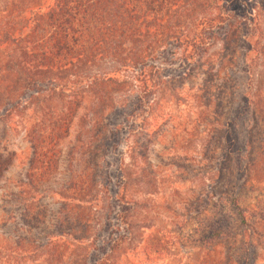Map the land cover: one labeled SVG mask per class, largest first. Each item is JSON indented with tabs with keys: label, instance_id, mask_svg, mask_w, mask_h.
Here are the masks:
<instances>
[{
	"label": "trees",
	"instance_id": "trees-1",
	"mask_svg": "<svg viewBox=\"0 0 264 264\" xmlns=\"http://www.w3.org/2000/svg\"><path fill=\"white\" fill-rule=\"evenodd\" d=\"M0 48L7 57L0 67V118L45 98L69 97L66 111L55 118L48 110L33 129L39 135L32 142V165L67 133L69 116L86 100L88 119L107 134H118L136 160L133 146L141 143L150 114L168 96L180 102V89L201 73L203 85L197 89L205 93L203 105L210 107L214 97L221 107L226 99L223 151L229 177L227 194L213 206L214 217L202 226L199 244L214 250L226 240L237 243L201 263L257 264L264 211L246 194L254 180L251 170L261 162L256 147L264 146L258 87L264 76V0H0ZM12 159L0 153V177ZM121 161L122 156L115 227L107 236L104 229L96 230L89 250L72 264H99L134 238L139 223L129 217L136 202L119 194L133 179ZM67 235L74 239L71 246L87 239ZM63 247L55 245L57 251Z\"/></svg>",
	"mask_w": 264,
	"mask_h": 264
},
{
	"label": "rangeland",
	"instance_id": "rangeland-1",
	"mask_svg": "<svg viewBox=\"0 0 264 264\" xmlns=\"http://www.w3.org/2000/svg\"><path fill=\"white\" fill-rule=\"evenodd\" d=\"M5 50L0 48V67L7 59ZM203 78L200 73L180 89V102L168 96V102L150 114L141 143L133 146L136 160L118 134H107L88 119V100L69 116L67 133L47 157H37L33 165L32 142L39 135L33 129L41 126L48 110L55 118L66 111L69 97L45 98L1 117L0 153L13 159L0 177V264H72L89 250L96 230L104 229L107 236L116 223L120 156L133 180L119 194L136 202L129 219L139 225L132 240L99 264H202L207 256H223L234 240L212 250L201 247L198 238L214 217L213 206L226 196L229 177L223 151L226 99L221 107L220 98L214 103V97L210 107L204 106L205 93L197 89ZM258 87L264 105V76ZM197 94L201 102L193 97ZM254 137L258 143L259 135ZM256 152L261 162L251 170L254 180L246 196L264 211V146L257 145ZM69 231L87 239L71 246ZM262 231L257 235V264H264ZM56 243L64 247L57 251Z\"/></svg>",
	"mask_w": 264,
	"mask_h": 264
}]
</instances>
